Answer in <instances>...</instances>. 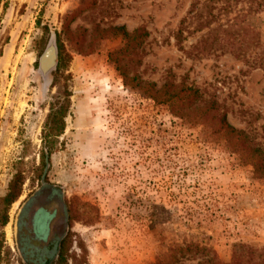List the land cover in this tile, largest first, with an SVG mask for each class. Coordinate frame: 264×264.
Returning a JSON list of instances; mask_svg holds the SVG:
<instances>
[{
  "label": "rangeland",
  "instance_id": "374dc122",
  "mask_svg": "<svg viewBox=\"0 0 264 264\" xmlns=\"http://www.w3.org/2000/svg\"><path fill=\"white\" fill-rule=\"evenodd\" d=\"M57 35L71 95L45 144L61 101ZM254 160L264 165V0H0V198L20 173L0 264L28 263L22 210L46 187L60 221L50 246L29 240L30 263L54 264L63 238L69 264H154L187 243L203 250L176 264H229L237 244L264 252Z\"/></svg>",
  "mask_w": 264,
  "mask_h": 264
},
{
  "label": "trees",
  "instance_id": "16d2710c",
  "mask_svg": "<svg viewBox=\"0 0 264 264\" xmlns=\"http://www.w3.org/2000/svg\"><path fill=\"white\" fill-rule=\"evenodd\" d=\"M113 29L117 31V34H120L123 39L129 38V33L127 32L124 25L114 26ZM147 35V32H144ZM135 37V35H133ZM52 55L50 65L53 68L52 70V83L54 85H58L57 94L54 96L57 99H60L59 105L57 107L52 106L50 112L47 116V120L45 123V130L43 134L42 140L45 144L53 143L54 138L57 135H60L64 129V122L63 119L66 115L67 105L69 102V96L71 95V91L68 88V79L70 78V74L66 73L67 65L70 59L69 53L66 52L64 49V44L57 35L55 39V47L54 45L50 46L49 51ZM43 51V50H41ZM48 58V57H47ZM46 59V57H45ZM122 73V72H121ZM152 97V96H150ZM153 99H156L153 97ZM166 101L172 103L173 101L170 100V97L167 98ZM228 126H230L228 124ZM232 130L234 128H231ZM52 150L49 146L47 148H43L40 152V160H41V167L44 166L45 159L50 158ZM253 168L255 174L258 177L264 179V165L257 162V160L253 161ZM20 178V173H16L13 178L10 180L9 187L7 192L0 198V227L2 228L8 222V209L12 202H14L18 196L20 195L19 185H16V180ZM21 234V232H20ZM65 238L62 239L60 242V247L58 253L56 255V259L53 262L54 264H69L67 259V248H65ZM23 244V243H21ZM1 245L2 242L0 241V252H1ZM236 249L233 251V260L229 264H241L240 256L242 255L240 251L244 252L248 255L247 259L243 264H264V252L257 250L256 248L248 245L237 244L234 246ZM24 253L27 258V264H48L49 261L40 258L38 260L34 259L32 263L31 260V253L33 252L31 249H27L25 245L22 246ZM203 250L202 247H199L195 243H187L184 245H179L171 248L167 253L159 255V258L154 262V264H176L178 262H182L183 260L193 259L195 253L198 251ZM239 250V251H238ZM254 255L256 257H254ZM1 261V257H0ZM207 264H222L216 260H208Z\"/></svg>",
  "mask_w": 264,
  "mask_h": 264
},
{
  "label": "flooded vegetation",
  "instance_id": "af4514ba",
  "mask_svg": "<svg viewBox=\"0 0 264 264\" xmlns=\"http://www.w3.org/2000/svg\"><path fill=\"white\" fill-rule=\"evenodd\" d=\"M38 199L42 200L39 201ZM57 202H61L54 190L42 188L33 197L24 202L22 218L19 228H26L25 234L19 229L20 241L25 246L29 240H36L46 246L53 241L51 236L53 228L59 224L60 212L57 209Z\"/></svg>",
  "mask_w": 264,
  "mask_h": 264
}]
</instances>
